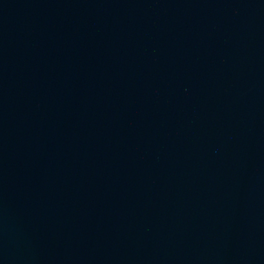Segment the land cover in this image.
I'll return each instance as SVG.
<instances>
[{
  "label": "water",
  "instance_id": "water-1",
  "mask_svg": "<svg viewBox=\"0 0 264 264\" xmlns=\"http://www.w3.org/2000/svg\"><path fill=\"white\" fill-rule=\"evenodd\" d=\"M0 264H264V0H0Z\"/></svg>",
  "mask_w": 264,
  "mask_h": 264
}]
</instances>
